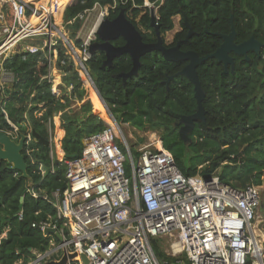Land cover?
Returning a JSON list of instances; mask_svg holds the SVG:
<instances>
[{
    "label": "trees",
    "instance_id": "trees-1",
    "mask_svg": "<svg viewBox=\"0 0 264 264\" xmlns=\"http://www.w3.org/2000/svg\"><path fill=\"white\" fill-rule=\"evenodd\" d=\"M68 2L70 0L61 3L56 0L57 16ZM146 2L157 7L155 22L162 35L173 28V19L179 15L183 30L175 39L183 37L187 33L184 20L187 21L193 34L180 45L181 50H193L199 56L213 52L222 42L219 34L230 31V16L236 32L235 43L253 35L262 47L259 54L248 52V60L231 53L233 73L230 69L223 72L222 62L215 58L197 67L205 93L202 105L206 113L204 124L199 122L190 133V141L180 138L173 123L180 115L195 111L193 86L182 75L174 76L167 88L165 82L186 61H166L158 51L148 52L140 57L137 75L127 77L123 84L114 74L129 71L128 55L122 54L114 58L110 66H104L103 54L95 53L86 64L108 110L117 122H127L138 130L158 132L162 146L185 175L207 178L217 174L222 183L233 188L260 186L264 182V0H74L65 7L62 17L64 21L72 20L95 5L109 6L111 17L123 8L143 40L152 41L155 34ZM119 40L123 43L122 38ZM76 44L79 46L80 42ZM38 57L39 54L27 55V59L22 60L21 53L16 52L4 60L3 67L14 73L15 80L5 90L8 97L4 110H0V130L13 131L11 124H14L18 133L34 130L47 138L48 121L52 122L54 114L61 111V127L65 131L60 146L63 161L78 158L83 139L107 125L93 112L90 100L84 99L86 91L72 62L62 68L66 72L64 81L73 88L69 95L56 98L50 92V85L40 80L46 67L37 63ZM72 98L81 104L70 107ZM39 103L43 104V112L36 116ZM130 148L137 158L139 153L135 146ZM49 150V146L37 141L24 148L29 180L19 171L10 169L6 161H0V233L7 229L6 236L0 240V264H14L19 260L25 264L34 252H42L49 246V236L32 226L55 221L51 194L65 187L66 166L63 161L52 160ZM241 150L242 155L238 157ZM51 162L52 173L48 169ZM40 165L46 170L43 174ZM161 241L159 238L151 240L152 250L159 259L165 257Z\"/></svg>",
    "mask_w": 264,
    "mask_h": 264
},
{
    "label": "built area",
    "instance_id": "built-area-1",
    "mask_svg": "<svg viewBox=\"0 0 264 264\" xmlns=\"http://www.w3.org/2000/svg\"><path fill=\"white\" fill-rule=\"evenodd\" d=\"M73 1L62 6L58 18L56 0H0V100L4 104L8 97L5 88L15 75L3 62L16 52L22 60L39 54L37 63L45 65L44 79L54 96L64 90L70 94L73 88L60 80L65 73L58 66L68 62L82 85L95 89L86 63L92 56L89 46L96 36L95 27L108 15L109 6H104L105 14H100L87 39L81 42L76 37L73 44L62 25L63 11ZM145 5L149 8L152 4ZM91 9L68 22L82 19ZM3 103L0 110H4ZM107 116L103 130L83 139L81 155L65 161L48 121L49 155L55 160L57 149L61 150L57 160L66 166L65 187L51 194L55 221L32 224L49 236L48 248L34 252L25 264H46L69 253L77 255L66 264H84L80 253L88 264H264V234L258 228L260 186L233 188L222 183L217 174L187 176L160 138L136 148L139 154L135 158L125 137L121 134L119 138L118 122L112 114ZM11 125L13 131L5 132L18 139V128ZM24 135L28 147L35 139L31 130ZM39 169L46 172L42 165ZM48 169L54 171L52 162ZM18 215L21 218V212ZM47 228L55 229L62 240L44 234ZM6 233L7 229L0 233V240ZM153 238L162 239L165 257L159 259L154 254Z\"/></svg>",
    "mask_w": 264,
    "mask_h": 264
},
{
    "label": "water",
    "instance_id": "water-1",
    "mask_svg": "<svg viewBox=\"0 0 264 264\" xmlns=\"http://www.w3.org/2000/svg\"><path fill=\"white\" fill-rule=\"evenodd\" d=\"M149 16L150 26L154 30L156 37L154 42H146L143 40L141 32L127 17L125 10L122 8L113 18H110L107 15L100 20L99 24L95 28V35L100 41L92 42L89 46V52L91 55L101 52L104 56V66H110L114 58L119 57L122 54H127L131 60V67L129 71L118 72L114 74L116 78L120 77L122 79L123 84L125 83L127 77L137 75L138 69L141 65L140 57L148 52L158 51L162 58L166 61H186L180 70L168 76L166 79V82H169L174 76L182 75L193 86V96L196 101V108L192 114L188 116H182L180 118V121H184L185 123L178 131L180 138L185 140L188 139L186 133L194 125L195 120H201L202 122L205 121L206 111L202 105V100L204 99L205 93L198 78L197 67L202 64L203 61L210 58H215L216 60L222 62L223 72H228V69H230V71L233 73L234 58L231 56V53L234 55L243 56L245 60H248V52L251 51L255 54H259V49L262 47V43L256 40L253 35H251L247 40L235 43L234 40L236 32L232 24V17L230 16V31L227 34H219L222 38L220 45L213 52L199 56L197 52L193 50L183 51L179 48L180 43L187 41L193 34V31L186 20H184V24L187 27V33L184 39L179 40L175 45L168 47L164 44L162 34L160 33L155 22L154 9H149ZM118 37L122 38L123 43L119 46H115L111 43V41ZM94 90L96 91L101 103L106 106L96 86ZM106 109L107 114L110 113L107 107ZM31 135L38 143L46 146L49 145L48 139L42 137L34 130H31ZM25 139L26 136L23 133H19V138L14 139L7 132L0 130V161H6L10 169L19 171L22 177L29 180L30 176L27 173V163L23 154V150L25 148ZM242 152L243 150L239 152L238 157H241ZM57 158L58 155H55L54 159L57 160ZM262 199L263 194L261 193V201ZM20 200H22V197ZM48 233H52L58 240H62V236L55 229H45L44 234ZM76 255V253L63 254L59 260H50L47 261L46 264H66L68 259L75 260ZM79 257L84 264H88V260L84 254L80 253Z\"/></svg>",
    "mask_w": 264,
    "mask_h": 264
},
{
    "label": "rangeland",
    "instance_id": "rangeland-1",
    "mask_svg": "<svg viewBox=\"0 0 264 264\" xmlns=\"http://www.w3.org/2000/svg\"><path fill=\"white\" fill-rule=\"evenodd\" d=\"M62 1L63 0H58V3H61ZM150 8L154 9V11L156 13V10H157L156 6L150 5L149 9ZM142 12H144V11H142ZM101 13L105 14L104 7H101V8L98 6L94 7L89 12H86L82 19L75 20L72 24H70L68 21H64L63 17H62L63 29L65 30L66 34L68 35L69 41L72 42L73 44H75L76 37L80 38L81 42L85 41L87 39V37L90 35V31L94 27V24L100 18ZM58 16H60V15H58ZM173 20H174L173 28L171 30L167 31L166 33H164L166 43H170L172 40V36L175 34V32L180 30L179 15L175 16ZM82 23H84V26H83V29L81 30ZM91 37L93 38L94 35H92ZM84 88L86 90L87 98L89 96V100H91L92 99L91 96H93L97 102V106H95L92 103V101H90L92 104L93 112L97 113L98 116L104 122H106V119L103 118L104 117V110L102 109L103 104L99 100L97 94L94 93L95 92L94 89L92 88L91 85H88V86L85 85ZM2 102L3 101L0 100V107H1ZM97 109H99L101 111H98ZM118 125L120 127L119 138H122V135H123L125 137L128 145L129 146L133 145V147L135 146V148H138L139 146L147 143L149 140L150 141L151 140H158L160 138V135L158 134V132L151 131L149 129L138 130V129L134 128L133 126H131L129 123L127 124L126 122H121V121L118 122ZM260 190H261V193L263 194V199L261 201L260 208L258 211V221H259L258 228H259L260 234L263 235L264 234V210H263V207L261 208V206L262 205L264 206V182L260 185Z\"/></svg>",
    "mask_w": 264,
    "mask_h": 264
},
{
    "label": "crops",
    "instance_id": "crops-1",
    "mask_svg": "<svg viewBox=\"0 0 264 264\" xmlns=\"http://www.w3.org/2000/svg\"><path fill=\"white\" fill-rule=\"evenodd\" d=\"M67 2V1H66ZM58 18H59V16H57ZM39 64H41V63H39ZM73 68H74V66H73ZM58 69H59V71H60V69H61V71L62 72H64L65 73V75H66V72L63 70V68H62V66H58ZM74 70L76 71V69L74 68ZM45 71H46V69H45ZM77 72V71H76ZM45 74H46V72L45 73H43V74H40V80H44V81H46L45 79H44V76H45ZM78 74V73H77ZM64 77L65 76H63V77H61V81H63V83L67 86L68 84H70V83H66L65 81H64ZM47 82V81H46ZM6 86H7V84H5ZM50 85V84H49ZM83 86V85H82ZM10 86H9V84H8V88H9ZM8 88H5V90L6 89H8ZM83 88H84V86H83ZM85 89V88H84ZM64 90V89H63ZM86 91V90H85ZM64 95H69V94H67L66 93V90H64L63 92H62V95H60V96H55L56 98H62V96H64ZM84 99H89V96H88V98H87V94H86V96H85V98ZM91 101V100H90ZM3 103V102H2ZM4 104V103H3ZM81 104V102H79V101H77V100H75V99H72V102H71V104H70V106L71 107H78L79 105ZM42 103H39L38 104V108H39V110H36V112H35V114H36V116H40L41 115V113L43 112V108H42ZM1 108V107H0ZM60 114H61V111H58L57 113H55L54 114V116H53V119H52V122H49V125H50V127L51 126H53V127H51L52 128V133H53V135H54V137H55V140H57L58 141V145L59 146H61V140H62V138H63V136H64V133H65V131H64V129L61 127V120H60ZM127 123V122H126ZM128 124V123H127ZM61 148V147H60ZM61 151V150H60Z\"/></svg>",
    "mask_w": 264,
    "mask_h": 264
},
{
    "label": "flooded vegetation",
    "instance_id": "flooded-vegetation-1",
    "mask_svg": "<svg viewBox=\"0 0 264 264\" xmlns=\"http://www.w3.org/2000/svg\"><path fill=\"white\" fill-rule=\"evenodd\" d=\"M115 16H116V15H115ZM108 17H109V14H108ZM113 17H114V16H111L110 18H113ZM179 27H180V30L177 31V32H175V34L172 36V40H171L170 43H166V41H165V34L162 35V37H163V42H164V44H165L166 46L170 47V46L175 45L177 41L184 39V37H185V35H186V34H185L183 37H179V38L175 39L176 34H177L178 32H181V31L183 30L182 27H181V25H180V16H179ZM189 38H190V37H189ZM119 39H120L119 37H118V38H115L114 40L111 41V43H112L113 45H115V46H119V45L122 44V42H120ZM155 39H156V37H155ZM155 39L152 40V41H146V42H154ZM94 41H98V42H99L100 40L95 36ZM184 42H186V41L181 42L180 45H181L182 43H184ZM179 48H180V46H179ZM183 51H184V50H183ZM98 53L101 54V52H98ZM165 82H166V80H165ZM167 86H168V82H166V88H167ZM191 114H192V113H191ZM188 115H190V114H187V115H180L179 118H177L176 121H174L173 125L176 127L177 131H179L180 127L185 123L184 121H180V118H181L182 116H188ZM199 122H202V121H201V120H195L194 125H193V126L187 131L186 134H187V136H188V139H185V140L190 141V139H191V137H190V133L194 131L195 126H196ZM202 123L204 124V122H202ZM193 137H194V136H193ZM262 207H263V206H261V208H262ZM259 208H260V207H259Z\"/></svg>",
    "mask_w": 264,
    "mask_h": 264
},
{
    "label": "bare ground",
    "instance_id": "bare-ground-1",
    "mask_svg": "<svg viewBox=\"0 0 264 264\" xmlns=\"http://www.w3.org/2000/svg\"><path fill=\"white\" fill-rule=\"evenodd\" d=\"M71 1V0H70ZM55 4H56V2L54 3V7H55ZM56 8V15L58 14V10H59V7L57 6V7H55ZM93 88V87H92ZM94 89V88H93ZM95 91V90H94ZM94 93H96V92H94ZM91 101H92V103L95 105V106H97V102H96V100L94 99V97L93 96H91ZM102 106V105H101ZM102 109L104 110V116L106 117L107 116V114H106V112H105V109H104V106H102ZM104 118V117H103ZM104 119H106L107 121H108V116H107V118H104ZM58 152V155H60V152L59 151H57Z\"/></svg>",
    "mask_w": 264,
    "mask_h": 264
},
{
    "label": "clouds",
    "instance_id": "clouds-1",
    "mask_svg": "<svg viewBox=\"0 0 264 264\" xmlns=\"http://www.w3.org/2000/svg\"><path fill=\"white\" fill-rule=\"evenodd\" d=\"M107 16V15H106ZM47 139V138H46Z\"/></svg>",
    "mask_w": 264,
    "mask_h": 264
}]
</instances>
